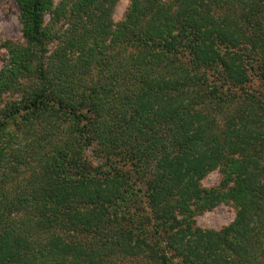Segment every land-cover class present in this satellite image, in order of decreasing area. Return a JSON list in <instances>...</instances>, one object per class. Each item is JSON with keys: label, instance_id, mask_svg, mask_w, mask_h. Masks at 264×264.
<instances>
[{"label": "trees", "instance_id": "16d2710c", "mask_svg": "<svg viewBox=\"0 0 264 264\" xmlns=\"http://www.w3.org/2000/svg\"><path fill=\"white\" fill-rule=\"evenodd\" d=\"M16 1L0 264H264V0H129L119 21V0ZM216 169L233 186L202 187ZM222 201L230 224H196Z\"/></svg>", "mask_w": 264, "mask_h": 264}, {"label": "rangeland", "instance_id": "374dc122", "mask_svg": "<svg viewBox=\"0 0 264 264\" xmlns=\"http://www.w3.org/2000/svg\"><path fill=\"white\" fill-rule=\"evenodd\" d=\"M59 0H56V2ZM129 0H119V2L115 5L112 11V17L115 21H119L125 14L126 9L128 7ZM49 15L45 16V22L49 20ZM11 42L14 45H24V35L22 30V23L20 21V9L18 2L16 0H1L0 1V70L7 64L9 59V51H8V43ZM58 44V40H54L49 44L50 49H54L55 46ZM21 83H25V79H21ZM7 93L5 97L7 99L11 97H19L21 95L20 91H16L14 94ZM20 134L21 139L15 141L16 138L13 137L14 143L18 142L17 144H12L7 148V152L9 153L8 161L12 163V168L10 172H14L17 166H20L18 178H23L28 174L31 175L37 170V162L34 160L29 164H19L20 156L15 157L14 154L17 153L19 150L22 153L26 154L27 147H30V143L35 139L33 135H27L20 132L19 129L16 130V134ZM9 136V135H8ZM7 136V137H8ZM6 137V138H7ZM19 143L21 149H19ZM92 148L87 149V154L90 159L97 163L98 160L95 159V152L92 151ZM47 149V144H44L42 150ZM31 154V153H30ZM29 154V156H30ZM15 170V173L17 172ZM224 176L222 175L219 169L213 170L209 172L204 178L200 180V185L204 188H210L214 186H222L221 188L228 189L229 187L233 186V182L229 184L222 185ZM237 214V207L232 202L222 201L220 204L216 205L211 209L204 210L199 212L195 216L196 224L202 228H212L219 230L224 226L230 224L236 217Z\"/></svg>", "mask_w": 264, "mask_h": 264}]
</instances>
